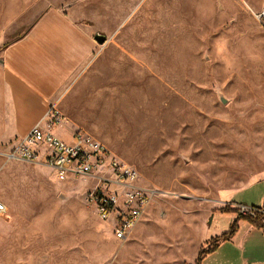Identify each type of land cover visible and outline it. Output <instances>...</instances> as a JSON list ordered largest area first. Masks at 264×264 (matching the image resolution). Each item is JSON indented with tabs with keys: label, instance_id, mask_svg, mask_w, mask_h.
Masks as SVG:
<instances>
[{
	"label": "rangeland",
	"instance_id": "rangeland-1",
	"mask_svg": "<svg viewBox=\"0 0 264 264\" xmlns=\"http://www.w3.org/2000/svg\"><path fill=\"white\" fill-rule=\"evenodd\" d=\"M263 4L0 0V55L51 7L106 36L86 79L99 78L97 92L75 99L72 117L153 192L120 240L89 199L93 182L59 181L45 165L4 156L13 142L0 143V199L9 208L0 217V264H188L211 247L212 239L201 245L207 228L230 225L234 212L221 203L229 192L259 205L264 27L254 12Z\"/></svg>",
	"mask_w": 264,
	"mask_h": 264
},
{
	"label": "crops",
	"instance_id": "crops-1",
	"mask_svg": "<svg viewBox=\"0 0 264 264\" xmlns=\"http://www.w3.org/2000/svg\"><path fill=\"white\" fill-rule=\"evenodd\" d=\"M96 36L92 28L78 23L63 10L51 7L21 38L3 48L0 55V143L13 142L11 148L5 154L3 152L4 156L7 157L44 119L53 104H58L63 114L61 125L54 129L55 135L60 129L66 136H57L72 142L74 134L81 131V125L72 117L75 110L71 113L70 105L73 106L74 100L87 91L92 97L91 93H96L99 87L91 89L94 80L99 78L86 80L87 75L91 72L93 76L94 69L98 68ZM255 181L260 183L264 177ZM229 193L221 200L222 204H230L232 210L246 204L245 200H232L233 193ZM252 206L264 207V190L259 205ZM234 223L235 233L206 254L202 264H264V227L255 226L248 219L239 217L237 212L233 213L227 228L219 225L207 228L201 245L230 232ZM198 255L199 252L188 264H195Z\"/></svg>",
	"mask_w": 264,
	"mask_h": 264
},
{
	"label": "built area",
	"instance_id": "built-area-1",
	"mask_svg": "<svg viewBox=\"0 0 264 264\" xmlns=\"http://www.w3.org/2000/svg\"><path fill=\"white\" fill-rule=\"evenodd\" d=\"M264 27V4L254 12ZM63 114L58 104L50 106L44 119L8 154L12 159L49 167L59 181L85 178L95 184L89 199L96 206L99 217L110 221L115 237L127 240L145 215L153 192L138 184V170L119 160L103 143L76 132L67 142L54 133L61 125ZM240 216L261 218L264 227V207L237 205ZM8 205L0 199V217H7Z\"/></svg>",
	"mask_w": 264,
	"mask_h": 264
},
{
	"label": "trees",
	"instance_id": "trees-1",
	"mask_svg": "<svg viewBox=\"0 0 264 264\" xmlns=\"http://www.w3.org/2000/svg\"><path fill=\"white\" fill-rule=\"evenodd\" d=\"M260 207V206H258ZM223 211H228V212H237L236 209L232 210L231 208V205H226L225 207H223L222 209ZM241 217V216H239ZM244 217V216H242ZM245 219H248L249 221H251L255 226L257 227H262V222H261V218H257V219H253V218H249V217H244ZM236 231V223H234L232 226H231V230L230 232L228 233H224L222 236L220 237H216V238H212V240L210 241L211 243V247L208 248V249H205L203 248L200 252H199V255H198V258L196 260V263L195 264H202V261L204 259V257L206 256V254L208 253H211L213 252L219 245L220 241L222 240H227L229 239V237L231 235H233Z\"/></svg>",
	"mask_w": 264,
	"mask_h": 264
},
{
	"label": "water",
	"instance_id": "water-1",
	"mask_svg": "<svg viewBox=\"0 0 264 264\" xmlns=\"http://www.w3.org/2000/svg\"><path fill=\"white\" fill-rule=\"evenodd\" d=\"M96 40L100 43V44H104L106 42V36L98 34L96 36ZM0 63H2V61L0 60Z\"/></svg>",
	"mask_w": 264,
	"mask_h": 264
}]
</instances>
